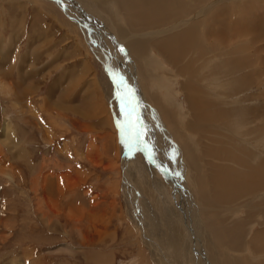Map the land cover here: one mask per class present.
Listing matches in <instances>:
<instances>
[{
    "label": "rangeland",
    "instance_id": "rangeland-1",
    "mask_svg": "<svg viewBox=\"0 0 264 264\" xmlns=\"http://www.w3.org/2000/svg\"><path fill=\"white\" fill-rule=\"evenodd\" d=\"M57 1L0 0V264H203V255L198 259V250L189 249L190 239H197L193 199L189 197L190 216L186 212L184 217L180 209V190H190L188 196L194 197L196 176L184 158L182 134L190 140L193 134L197 137V130H208L196 145L202 173L210 170V163L231 164L237 172L235 165L264 167L263 64L258 70L246 65L239 74H247L251 83L233 85L231 91L236 76L210 75L212 66L223 67L224 50L215 54L208 49L203 58L196 50L186 58L194 73L208 65L205 72L211 84H204L220 85L212 100L232 101L235 108L228 117L214 112L209 119L218 123L201 122L191 115L183 93L185 81L173 65L155 48L142 53L147 54L144 65L153 66L146 73L137 61L142 54H135L131 43L153 38L156 26L133 18L126 21V9L110 4L120 0ZM196 2V11L183 20L219 16L226 33L231 22L238 28L243 22L250 29L260 24L256 40L247 31L249 47L235 48L231 57L235 69L250 51L264 45V0ZM211 19L201 30L215 25L212 28L222 31ZM130 27L140 30L132 32ZM260 54L264 61V48L258 58ZM142 73L150 77L144 79ZM98 95L105 107L101 114L91 108L90 96ZM165 108L168 112L163 113ZM127 109L132 110L128 117ZM218 124L213 136L211 130ZM230 124L245 131L238 132L240 126L229 129ZM247 130L253 134L241 136ZM236 144L246 149L243 156L218 161L229 154L218 159L217 149L225 151ZM258 180L235 184L229 202L219 210L218 204L213 205L209 214L199 216L205 224L200 232L209 264L213 260V264H264L260 249L264 238L259 234L264 231V175ZM223 220L230 229L222 228ZM214 229L225 235L227 246L221 247L228 258L217 253L218 245L213 247ZM208 249L215 250L217 261L210 260Z\"/></svg>",
    "mask_w": 264,
    "mask_h": 264
},
{
    "label": "bare ground",
    "instance_id": "bare-ground-1",
    "mask_svg": "<svg viewBox=\"0 0 264 264\" xmlns=\"http://www.w3.org/2000/svg\"><path fill=\"white\" fill-rule=\"evenodd\" d=\"M97 1H96V3H97ZM191 1L192 0H120V2L118 1V3H114L115 2L114 1V2H111L110 4H115L118 7V9L121 6L122 8L127 10V11L126 10L124 11L126 21H127V18H129V19L133 18V19H138V21H140V22H146L153 27L156 26L157 32L153 34V35H155V36H153V38H151V39L149 38L150 40H147L145 43L142 41L143 39H141L140 41H135V42L131 43V47H132L133 52L135 54L140 55L144 51L148 52L152 48H155L163 56L162 58H164V60L168 64L173 65L176 68L175 70H177V72H179L181 74L182 79H183L182 82L185 81L184 82L185 85L183 86V93H184L185 98L187 100L188 106L191 109L192 117L201 121V122H208L207 119H209V117H212V115L215 116L214 112H216V111H218L217 116L228 117L230 114L233 113V110L235 109L233 107L234 104L232 101H230L231 102L230 104L213 101L212 97H213V95L217 96L216 88L219 87L220 85L219 86L214 85V88H210L209 85H208V87L205 85V84H211L210 81H208V80H210V78L207 76V74L205 72L206 69L208 68V65L205 64L204 66H202V68L199 69L200 71L197 69L196 73H194L195 69L192 67V64L187 62V61L185 62V59L189 58L191 55H194L196 53V50L198 51V53H197L198 57L202 56L201 58H203V56H204L202 53H204V51H206L208 49L210 51L213 50L211 52H213L215 54L218 53V51H220V50H224L225 55H222L223 59H225L223 67L221 69H219L217 66H212L210 75L213 78L214 77H223V76H227V78H230L231 76L232 77L236 76L232 80L233 82L230 85V90L233 91V90H235V88H233V85L235 87V85L238 86V85L242 84L244 86V85H248L251 83L250 80H247V76H248L247 74L240 75L243 73V70L247 69L246 65H251V66L255 65L256 70H258L261 67V64H263V66H264V61L262 60L263 56H261V54H260L261 58L257 57L259 55V52L261 51V48H264V45H260V47H257V49L254 51V53L252 51H250L249 57L247 55H245V57L247 56L246 58H244L245 61H242L243 63L241 62V64L245 65V67L241 66V64H240L238 66L236 65L237 69H235V64L233 61H231V57L235 56L234 55L235 54V48L236 49L238 48L237 50H240L241 49L240 47H243V48H244V46L249 47L248 45L250 43V39H249L250 36H248V33H250L251 35L253 34L252 37L254 38V40H256V38L259 37L258 31H260V29H259L260 24L256 25V27H258L257 29H250L249 27L245 26L244 23L242 22L241 26L239 27L240 29H239L238 27L235 26L236 23L231 22L232 26L229 29V33H226L224 31V30H226V28L220 27L221 25H223V23L221 20L219 21V16H218V19L216 18L217 16L215 17V15H212V16L209 15L208 17L203 18V19L198 18L199 19L198 22L196 21L197 18L195 20L193 18H192V20L188 19L190 21H188L186 19L183 20V16L190 15V14H192V12L194 13V11H196V9H197L196 5L198 3L196 2V0H195L196 3L194 2V0H193L194 3H192ZM198 1H203V0H198ZM56 2L58 3L57 0H56ZM211 6L204 8V10L206 9L205 13L208 12V10L210 9L209 7H211ZM59 7L63 10V7L61 5ZM221 7H224V5H222ZM235 7L236 6H233V10H235ZM253 7L254 6L252 4L251 8H253ZM207 8H209V9H207ZM212 8H214V7L212 6ZM118 11L120 13V10H118ZM217 11H218V9H217ZM200 12L202 13V11H200ZM235 12H236V10H235ZM237 12H238V10H237ZM231 14H232V12H231ZM231 14H229V15H231ZM200 16L202 17V14ZM200 16H198V17H200ZM256 16H257V14H256ZM210 17L213 19L214 22H216L217 26L220 25L219 28H221L222 31H217L218 30L217 28H212L213 26L215 27V25H213L212 27H209V28H205V29L203 27V31L201 30L203 25H205V27H206L207 23L210 21L208 19H211ZM231 17L232 18L235 17L234 14L232 16H230V18ZM256 18H258V17H256ZM248 20H250V19H248ZM258 20L260 21V18H258ZM78 21H80V20H78ZM130 21H132V20H130ZM228 21H231L229 19V16H228ZM227 23L230 24L229 22H227ZM148 24H145V26H149ZM166 27H168V28L165 29ZM263 27H264V25H263ZM252 28H253V26H252ZM129 30L134 32V31H139L140 29L130 27ZM118 31L122 32L123 28L118 29ZM154 31H156V30H154ZM167 31H170L169 32L170 37H168V38L166 37L167 33H168ZM247 31H249V32L247 33ZM87 35H88V33H87ZM91 41L93 43H95L94 39H92ZM94 48H96V47H94ZM102 51H100V52H102ZM104 51L107 52L108 50H104ZM243 51H244V49H243ZM239 52H242V50ZM244 52H246V49ZM257 52H258V54H257ZM103 54H105V53H103ZM106 55H108V53H106ZM144 55L145 54H142L137 58V61L140 64L142 63L141 65H144L145 64L144 62H146V59H145L146 57H144ZM243 57H244V54H243ZM195 59H196V55H195ZM150 60L152 61V63L156 62L155 61L156 59L153 60L152 58H150ZM193 62L195 63L194 59H193ZM197 62H196V64H197ZM125 66H127V65H125ZM151 66L144 65L142 67L143 73H146L148 70H150ZM232 66H233V68H231ZM201 69L203 70L202 71L203 73L201 72ZM263 70L261 72H263ZM188 72L194 73V75L193 76H187ZM143 73L141 75L144 79L150 77V76L145 75ZM197 74L199 76H197ZM195 77H196V80H195ZM213 82H216V80ZM225 105H232V107L225 108L224 107ZM145 108H147V107H145ZM224 109H228V110H224ZM164 112H168V110H166V108H165V111H163V113ZM190 119H192V118L190 117ZM210 119H209V122L218 123L216 121H210ZM184 125H185V129L187 130L186 127H188V125H187L186 120L184 121ZM217 126H220V124L216 125V127H214L211 130L213 136L218 134L216 131V129L219 130L217 128ZM231 126L232 127L240 126L238 128V132L245 131V129L241 128V127H243L241 125L230 124L229 129L231 128ZM190 131H192V130H190ZM206 131H208V130H204L202 128L197 130L195 132V133H198L197 137H195V134H193L190 140H189L187 134H184L185 137L182 134V137H183V145L182 146L184 149L183 155H184V158L186 159V161L190 164V167H192L191 170L195 171V173H196V176L194 178H192V182L195 186L194 193L199 194V200H197V197L195 194H194V197L188 196V195H191L190 190L182 191L183 187L181 188V190L178 188V190L181 191V195H180L181 198H179V202L181 201L180 203H182L181 205L183 206V207L181 206L180 209L182 210V208H183L185 210V211L183 210V216L184 217L186 216V212H187V215L190 216L189 215L190 210L187 211V208L190 207L189 197L191 199H193V201H194V205L193 204L192 205L195 207V212H194V218L192 221V225L196 229L197 239L196 238L190 239L192 246L190 248L189 247L188 248L191 250L192 253H194V251L196 249L198 250L196 252L198 259L203 255V257L205 258V261L202 260L203 264H209L208 263L209 259H207L205 249L202 248L204 239H203V236L200 232V231H202V228H200V227L204 226L205 224L203 223V219L201 220V218H200L201 214H209L213 205L218 204V210H219V206L221 204H223L225 202L226 203L229 202L230 200L228 198L230 196L234 197L233 192H234L235 184H238V183L240 184L242 182H247V181L255 182L258 180V178L262 174L264 175V167L263 166L262 167L260 166L258 169L257 168L245 169L243 167L237 169V166L234 164L235 165L234 169L241 172V174H240L239 172L234 171L231 168V164L230 165L229 164H221L219 166H215L212 163H210V170L205 171V173H202L200 171V168H199L201 166L202 160L200 158L198 159V156H200V155L196 154V145L198 146V144L205 138V137L202 138L201 136H202V133H204ZM227 131H229V130H227ZM174 132H175V134L177 133L176 130H174ZM231 132L229 131V133H231ZM250 133L253 134V131L247 130L241 136H244L245 138H247L246 135H249ZM237 135H239V134L237 133ZM182 137H181V139H182ZM244 137H242L241 139H244ZM248 138H250V137H248ZM231 143L234 144L236 142L231 141ZM191 144L194 145L193 149H191ZM230 148L231 149L224 147L223 149H225V151L220 150L222 148H219L216 150V154H221V155H216V158L220 159V158H222V156L229 154L226 157V159L218 160L214 157L213 158L222 162V163H225L223 161L231 160L234 155L243 156V154L246 151L245 148H241L240 144L230 146ZM210 149H212V148H210ZM211 153H213V152H211ZM179 154H181V153H179ZM204 155L205 154H203V156ZM207 156H208V154H207ZM235 157L238 158L237 156H235ZM201 158H202V156H201ZM206 167H209V164L208 165L206 164ZM262 169H263V171H261ZM258 182H259V180L257 181V183ZM260 182H263V180H261ZM260 185H263V184H260ZM236 194L238 195L237 192H236ZM201 199L204 201L201 202ZM191 203H193V202H191ZM199 203L201 204L200 208H202V209L196 208V206L199 205ZM190 208H188V209H190ZM206 219H208V218H206ZM205 223H207V222H205ZM220 224H222L223 229L229 228V227L231 228V226L227 225L224 220ZM185 228H186V230H188V228H189L188 224H186ZM240 230H243V229H238L236 231H240ZM228 231H230V230H228ZM186 234H183V235H186ZM226 234H227V232H226ZM259 234L262 235L264 238V231L262 233H259ZM213 236L217 237L216 239L213 237L215 239V241L217 240V242L213 241V247H216L218 245L217 250H216L217 253L220 254L221 256H225L226 258H228L230 256L227 253L228 251L226 249L225 250L223 249V246L226 245V242L223 239L225 236L223 234V231H220L219 229H217V230L214 229ZM256 237H259V236H256ZM221 244L223 245L222 247H221ZM254 244L257 245L256 243H254ZM261 244H262V248H260V247L259 248L264 250V242H261ZM194 247L196 249H194ZM199 248H201V249L199 250ZM262 250L259 252H262ZM238 251H240V250H238ZM200 254H202V255H200ZM207 254H208V257L210 258V260L215 259V261H217L218 255L216 254L214 249H208ZM243 257L244 256H241V258L239 257L237 259L242 260ZM230 259L231 258H229V261H230ZM232 259H234V258H232ZM234 260H236V259H234ZM241 260H239V261H241ZM244 260H245V258H244ZM221 261H224L223 258H221ZM232 262H234V261L232 260ZM213 263H214V260H213ZM216 263H218V262H216Z\"/></svg>",
    "mask_w": 264,
    "mask_h": 264
},
{
    "label": "crops",
    "instance_id": "crops-1",
    "mask_svg": "<svg viewBox=\"0 0 264 264\" xmlns=\"http://www.w3.org/2000/svg\"><path fill=\"white\" fill-rule=\"evenodd\" d=\"M68 70H70V69H68ZM90 91V90H89ZM93 92H94V94L93 95H97L98 94V91H95V90H93ZM75 94H76V92H75ZM87 95V94H86ZM88 99V98H87ZM90 100H91V108H93L94 110H97V111H99V113L101 114V113H103L104 112V109H105V107H104V105L101 103V101H100V99H99V95L95 98V97H92L91 98V96H90ZM103 117V116H102ZM102 119V118H101ZM111 126H113V128L115 129V127H114V124H113V122H111V124H110ZM114 131V130H113ZM114 133V136H115V132H113ZM115 139V138H114ZM96 141H94V143H95ZM87 146V145H86ZM99 147V149L101 150V147L100 146H98Z\"/></svg>",
    "mask_w": 264,
    "mask_h": 264
},
{
    "label": "water",
    "instance_id": "water-1",
    "mask_svg": "<svg viewBox=\"0 0 264 264\" xmlns=\"http://www.w3.org/2000/svg\"><path fill=\"white\" fill-rule=\"evenodd\" d=\"M56 1V0H55ZM113 76H114V74H112ZM111 74H110V78L112 79L113 78V76H112ZM122 78V77H121ZM123 79V78H122ZM113 80L115 81V78H113ZM123 81L125 82V80L123 79ZM130 111H132L131 109H127V112H126V117H128V114H131V112ZM133 117H134V115H133ZM132 135V134H131ZM131 135H130V137H131ZM130 137H128V139H130ZM149 158H151L152 159V156H150V155H147ZM155 164V163H154Z\"/></svg>",
    "mask_w": 264,
    "mask_h": 264
}]
</instances>
